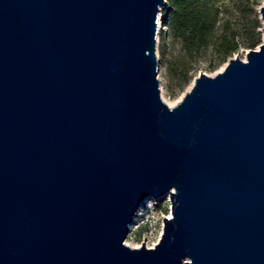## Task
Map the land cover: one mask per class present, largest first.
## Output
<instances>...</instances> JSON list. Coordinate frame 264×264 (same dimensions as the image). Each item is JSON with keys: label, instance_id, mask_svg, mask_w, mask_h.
Masks as SVG:
<instances>
[{"label": "water", "instance_id": "95a60500", "mask_svg": "<svg viewBox=\"0 0 264 264\" xmlns=\"http://www.w3.org/2000/svg\"><path fill=\"white\" fill-rule=\"evenodd\" d=\"M165 4L0 0V264H264V28L170 107ZM167 195L159 243L126 245Z\"/></svg>", "mask_w": 264, "mask_h": 264}, {"label": "rangeland", "instance_id": "374dc122", "mask_svg": "<svg viewBox=\"0 0 264 264\" xmlns=\"http://www.w3.org/2000/svg\"><path fill=\"white\" fill-rule=\"evenodd\" d=\"M218 9V23L210 38L209 45L201 51L189 53L182 39L176 36L168 20L163 19L162 7L158 20L157 59L158 79L162 99L170 107L176 106L200 73L215 76L225 68L235 56L246 59L250 44L260 38L263 41L264 24L260 19V8L264 0H212ZM258 24V25H257ZM239 33V49L235 54L226 56L217 45L227 27ZM253 32V34L251 33ZM171 216L169 195L154 200L148 199L138 209L130 226L125 244L140 248L145 240L147 248H154L163 233V219Z\"/></svg>", "mask_w": 264, "mask_h": 264}, {"label": "trees", "instance_id": "16d2710c", "mask_svg": "<svg viewBox=\"0 0 264 264\" xmlns=\"http://www.w3.org/2000/svg\"><path fill=\"white\" fill-rule=\"evenodd\" d=\"M166 3L163 19L169 21L176 36L184 42L186 50L197 53L208 47L219 17L212 0H166ZM238 39L239 33L228 26L217 47L224 55L230 56L239 49ZM260 44L258 38L250 44V48Z\"/></svg>", "mask_w": 264, "mask_h": 264}, {"label": "bare ground", "instance_id": "6f19581e", "mask_svg": "<svg viewBox=\"0 0 264 264\" xmlns=\"http://www.w3.org/2000/svg\"><path fill=\"white\" fill-rule=\"evenodd\" d=\"M223 70H224V69H222V71H223ZM220 72H221V71H220ZM218 73H219V72H218ZM170 106H171V105H170ZM170 217H171V216H170ZM170 217H169V218H170Z\"/></svg>", "mask_w": 264, "mask_h": 264}]
</instances>
